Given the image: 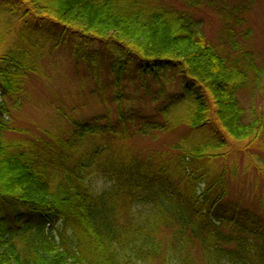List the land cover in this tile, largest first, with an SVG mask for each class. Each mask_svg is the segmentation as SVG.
I'll return each instance as SVG.
<instances>
[{"label": "trees", "instance_id": "obj_1", "mask_svg": "<svg viewBox=\"0 0 264 264\" xmlns=\"http://www.w3.org/2000/svg\"><path fill=\"white\" fill-rule=\"evenodd\" d=\"M166 1L0 0V264H264V189L257 203L230 189V157L264 147L263 118L238 97L264 73L247 53L218 52ZM219 11L231 35L241 14ZM59 41L116 117L56 108L69 128L32 134L10 108ZM129 86L145 89L151 113L127 108ZM179 127L162 147L132 144ZM247 165L264 178L258 158ZM95 177L110 185L94 190Z\"/></svg>", "mask_w": 264, "mask_h": 264}, {"label": "rangeland", "instance_id": "obj_2", "mask_svg": "<svg viewBox=\"0 0 264 264\" xmlns=\"http://www.w3.org/2000/svg\"><path fill=\"white\" fill-rule=\"evenodd\" d=\"M196 6H189L183 0H167L166 3L180 8L189 13L199 22V31L206 42L215 47L218 52L230 51L233 54L247 53L260 70L264 73V0H248L247 5H239L242 0H195ZM237 6L236 9L234 7ZM219 10L241 14L240 26L233 24L231 35L225 34V23ZM5 25V24H3ZM0 25V28L3 26ZM1 30H5V26ZM47 46L55 44L56 40L47 39ZM61 42V43H60ZM104 70H98V77H102ZM94 72V71H93ZM76 64V56L70 45L59 41V45L42 59L40 69L30 74L24 83V94L18 108H10L9 120L17 128L27 130L32 134L42 135V130L63 132L70 124L56 110L60 108L70 111L82 121L91 122L96 116H103L108 110L111 118L116 117V104L112 103L106 92L105 98L98 97V92L90 93L95 89L91 81L92 73ZM151 80V79H150ZM151 89L157 86V81H150ZM245 85L238 93L239 101L245 108L247 116L252 113L262 117L264 122V74ZM175 87H179L174 82ZM127 108L142 110L151 113L155 104H149L150 96L145 94V89H134L129 86L126 90ZM183 128L179 127L168 133H157L155 136L143 137L137 135L132 144L136 150H147L163 146L173 141ZM25 134L8 132L7 136L16 137ZM264 144V126L257 144ZM254 146L247 153L238 152L230 157V164L237 166L231 181V194L242 196L246 203L258 201L264 189L263 174L259 173L254 165H247L255 158L260 160L264 169V147ZM256 154L257 157H254ZM252 158V159H250ZM246 168V169H245ZM110 185L109 182L95 177L91 181L94 190H101Z\"/></svg>", "mask_w": 264, "mask_h": 264}, {"label": "bare ground", "instance_id": "obj_3", "mask_svg": "<svg viewBox=\"0 0 264 264\" xmlns=\"http://www.w3.org/2000/svg\"><path fill=\"white\" fill-rule=\"evenodd\" d=\"M160 41H161V45H167L168 43H169V41H170V38H168V37H165V38H161L160 37Z\"/></svg>", "mask_w": 264, "mask_h": 264}]
</instances>
